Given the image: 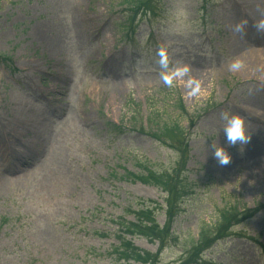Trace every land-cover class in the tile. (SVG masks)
<instances>
[{
	"label": "rangeland",
	"instance_id": "374dc122",
	"mask_svg": "<svg viewBox=\"0 0 264 264\" xmlns=\"http://www.w3.org/2000/svg\"><path fill=\"white\" fill-rule=\"evenodd\" d=\"M122 1L0 0V264H124L114 252L121 219L134 222L141 204L156 202L166 224L167 195L123 179L146 162L158 171L177 164V152L146 135L165 126L181 128L188 148L181 172L191 192L173 226L180 240L160 252L134 237L135 247L174 264L221 212L264 206V74L247 73L238 56L264 53L254 27L264 0H156L131 46ZM224 111L245 117L251 139L229 147L221 167L209 145L225 146ZM204 260L264 264V210Z\"/></svg>",
	"mask_w": 264,
	"mask_h": 264
},
{
	"label": "trees",
	"instance_id": "16d2710c",
	"mask_svg": "<svg viewBox=\"0 0 264 264\" xmlns=\"http://www.w3.org/2000/svg\"><path fill=\"white\" fill-rule=\"evenodd\" d=\"M121 5L126 7L128 15L125 21L130 23L123 24L122 34L128 37L130 30L133 32V22L146 12L149 14L154 11V0H123ZM10 62V61H9ZM181 105V104H180ZM185 115L183 106H180ZM111 130L122 132L120 128L109 123ZM139 132L146 134L144 129L140 127ZM154 139L167 144L173 150L178 152L179 161L169 171H158L155 165L151 163L140 164V172L133 174L126 172L124 179L135 183L140 182L143 185L151 186L160 189L167 195L166 199V224L161 226L157 221V213L162 209L156 202H148L147 205L141 204V208L132 214L135 217L134 222L122 220L119 225V246L114 248V252L119 260H123L124 264H159V254H151L144 252L133 244L131 240L134 237L144 238L150 243L159 244L162 249L168 248L173 244L179 243V237H176L173 232V226L180 213V201L191 192L190 187L186 185V180L182 177L181 164L185 163L188 157V148L184 138V133L178 126H165L162 130L156 133H148ZM178 141V145L174 144ZM262 206L255 210L243 211L239 207H233L219 214L218 223L212 230L203 228L200 232L199 240L186 248V253L181 259L174 264H206L204 255L210 251L218 242L224 241L232 237V229L243 224L248 219L253 218L262 210Z\"/></svg>",
	"mask_w": 264,
	"mask_h": 264
},
{
	"label": "clouds",
	"instance_id": "9594fccd",
	"mask_svg": "<svg viewBox=\"0 0 264 264\" xmlns=\"http://www.w3.org/2000/svg\"><path fill=\"white\" fill-rule=\"evenodd\" d=\"M247 21H242L236 25V32H243L245 26L247 25ZM257 32L264 33V20L259 21L254 25ZM161 65L166 67V57L161 60ZM242 67V63L237 61L231 65L232 70H238ZM164 81L166 84L171 86L172 77L164 76ZM199 89V85L197 84V89ZM220 118L224 121L223 134H224V142L225 146L216 145L215 143H211L209 147L212 150L213 158L217 161V163L223 167L228 165L232 160V155L228 151L229 147H237L247 145L251 139L248 133L247 121L245 117L239 114H232L230 111H224L221 113ZM240 151L243 152V147L240 148Z\"/></svg>",
	"mask_w": 264,
	"mask_h": 264
},
{
	"label": "bare ground",
	"instance_id": "6f19581e",
	"mask_svg": "<svg viewBox=\"0 0 264 264\" xmlns=\"http://www.w3.org/2000/svg\"><path fill=\"white\" fill-rule=\"evenodd\" d=\"M52 53H54L55 55L57 54V50L52 49ZM240 59L244 60V66L246 67V71L251 72L254 74L255 73H261L264 74V53L262 55L260 54H252V52L250 50H245L241 53L238 54ZM258 57V58H257ZM261 57V58H260ZM260 58V59H259ZM259 59V60H258ZM31 110V109H30ZM32 111V110H31ZM33 116H34V122L36 121H40V112L37 111H32ZM16 121V120H14ZM17 121H19V118L17 119ZM36 124V123H35ZM27 126H30V120L27 121L26 123ZM25 125V126H26ZM261 140L264 142V136L261 137ZM23 154V153H22ZM20 154V156L24 157V155ZM16 155V153H15ZM18 156V154H17ZM255 174H253L254 176ZM260 178V177H259Z\"/></svg>",
	"mask_w": 264,
	"mask_h": 264
}]
</instances>
